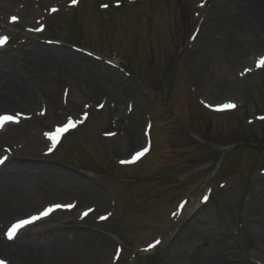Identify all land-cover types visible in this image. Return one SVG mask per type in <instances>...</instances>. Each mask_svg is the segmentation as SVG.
<instances>
[{
  "label": "rangeland",
  "instance_id": "1",
  "mask_svg": "<svg viewBox=\"0 0 264 264\" xmlns=\"http://www.w3.org/2000/svg\"><path fill=\"white\" fill-rule=\"evenodd\" d=\"M71 1L0 0V35L13 40L0 51V70L15 76L36 97L31 106L18 102L8 110L32 118L0 135V157L11 155L0 180L13 161L29 163L38 171H32L33 176L46 186L50 178L73 182L57 180L46 188L66 194L63 203H79L76 211L55 214L34 231L54 228L65 236L72 233L71 238H85L78 244L97 246L88 264H198V259L203 264L214 257L224 264H264V241L251 244L247 238L249 226L255 234L264 231V119L258 118L264 114V66H255L264 58L256 49L264 40L259 17L264 0H200V6L195 0H80L77 7L69 6ZM115 1L122 6L115 9ZM254 5L257 17L250 16L249 24H231L233 11ZM52 7L56 13L51 16ZM10 16L20 22L9 24ZM215 18L231 26L222 47H214L223 66L220 79L228 86L199 89L191 69L204 62L193 56L211 42L206 41L208 25ZM40 25L46 27L41 33ZM193 28L197 32L191 37ZM238 29L246 33L242 38ZM48 56L57 67L41 69L40 62L48 63ZM118 56L130 75L117 67ZM227 71L232 73L225 75ZM5 84L1 81L0 89ZM68 85L65 106L62 92ZM53 94L58 104L51 102ZM223 102L237 108L214 114L205 104ZM99 103L106 108L92 112L88 125L47 156L50 145L42 132L69 116L79 118L85 104ZM44 105L48 113L41 118ZM98 118L103 122L95 123ZM148 119L155 124L151 156L138 166L121 168L120 160L144 146ZM109 133L115 136L107 140L102 134ZM130 135H139V141L133 144ZM234 140L241 144L231 146ZM220 156L219 175L208 198L205 184L217 172ZM75 182L96 185L106 199L103 208L85 220L80 211L96 204L92 199L80 205L86 196ZM47 201L29 197L11 215L18 219L57 202ZM98 214L110 219L99 223ZM7 223L2 222L3 227ZM102 240L108 248L98 247ZM151 243L157 248L154 254L145 251ZM118 246L124 250L116 263ZM132 255L142 258L129 262Z\"/></svg>",
  "mask_w": 264,
  "mask_h": 264
},
{
  "label": "bare ground",
  "instance_id": "2",
  "mask_svg": "<svg viewBox=\"0 0 264 264\" xmlns=\"http://www.w3.org/2000/svg\"><path fill=\"white\" fill-rule=\"evenodd\" d=\"M264 4V1H263ZM262 5V3H261ZM262 8L264 7L261 6ZM256 8L257 5L250 7L249 10L245 9L241 12L233 11L234 21H231V24L234 26L235 21H242V25L244 23L249 24L252 21V16L254 18L256 16ZM260 19L264 24V9L259 15ZM209 31L210 35L207 37L206 41L211 39V42L207 43L205 47L202 48L199 52H196L193 58L201 59L203 64L197 65L193 64L191 69V75L193 81L197 84L199 89H205L209 86H214L219 90L224 89L228 86L226 80H221L220 76L223 72V66L220 65V62L217 60L216 56L218 50L216 51L214 47H222L223 45V35L229 34L231 26H225L221 21H218L216 18L211 20L209 23ZM237 34L242 38V35L246 33L244 31L237 30ZM221 36V38H219ZM245 43H250L249 37H243ZM215 45V46H214ZM257 50L264 52V40L258 41ZM34 53V52H33ZM61 52H58L60 55ZM255 53V52H254ZM57 54V55H58ZM53 56V55H51ZM30 57V56H29ZM46 60H49L48 63H41V69H45L49 67L51 69L56 68V63L50 60L48 56ZM28 60V59H27ZM51 61V62H50ZM65 62V61H63ZM238 69L234 70L236 73ZM43 71V70H41ZM232 72H226V74H231ZM215 76L219 77V80H215ZM230 77V76H229ZM6 80V84L0 89V109L4 111H8L9 108H12L11 105L16 104L18 102L23 103L25 105H32L36 99L34 95H31L30 91L26 88V86L20 83L19 80L15 78L13 75H9L0 70V82ZM232 86V85H231ZM223 97V96H222ZM52 103L58 104V97L53 94L50 98ZM92 118V117H91ZM91 118L86 122V125L90 122ZM103 122L102 118L96 119L95 123ZM83 126V127H84ZM9 126L5 127L8 128ZM4 128V129H5ZM3 129V130H4ZM2 130V131H3ZM0 131V133H2ZM79 131V130H77ZM24 131H20L19 134H23ZM72 133H68L63 140L61 141L59 147L54 152H58L62 146L64 145L66 138L70 136ZM139 135H130L129 140L136 144L139 141ZM153 149L148 157L151 156ZM145 160V159H144ZM143 161V160H142ZM141 161V162H142ZM140 162V163H141ZM139 163V164H140ZM138 164V165H139ZM137 166V165H136ZM32 171H37L34 166L29 163L23 162H14L8 166V168L4 171L3 177L0 180V224L1 222H12L13 216L11 215V210H18V203L23 200H26L29 197H35L36 200L45 199L47 202L58 201L62 202L65 200L66 194L58 192L57 194L51 193L50 189L46 188L47 186L55 185L58 181L69 182L68 180H61L59 178H55L46 183L37 180L36 177L33 176ZM38 172V171H37ZM39 174V173H38ZM70 181H75L71 179ZM55 182V183H52ZM58 184V183H57ZM76 184V182H75ZM61 185V184H60ZM72 185V184H71ZM76 189L81 190L83 193L82 196H86L83 198L82 203L80 205H85L89 203L92 199L96 204V210L100 211L103 208L104 203L106 202L103 191L94 185L90 187L89 185H84L81 182L76 184ZM68 197V196H67ZM37 206V205H36ZM33 206L29 210H32ZM36 208V207H35ZM25 213V212H23ZM29 214V213H28ZM19 216V214L17 215ZM10 220V221H9ZM1 228V227H0ZM30 229H24L21 232H28ZM33 234H27L24 236L18 243L16 239L12 243H8L4 238L1 237L0 231V257L5 256L8 260H11L14 264H88V260L93 259L92 252L97 254L96 247H92L89 249V245L78 244V241L81 239H85L83 237H75L71 238L72 233L67 234L66 236L61 231H54V228H47L41 231L32 232ZM248 242L253 244V242H261L264 241V231H259L258 233L252 232V226L248 227L247 233ZM18 237V235H17ZM98 243V242H97ZM100 248H108L109 244L106 241H100ZM198 264H202L200 259H198ZM203 264H224L223 260L220 258H210L204 260Z\"/></svg>",
  "mask_w": 264,
  "mask_h": 264
},
{
  "label": "snow or ice",
  "instance_id": "3",
  "mask_svg": "<svg viewBox=\"0 0 264 264\" xmlns=\"http://www.w3.org/2000/svg\"><path fill=\"white\" fill-rule=\"evenodd\" d=\"M73 4H75L77 2V0H72ZM53 11H55V9H53ZM15 19V18H14ZM4 43H6V38H4L3 40H0V46H2ZM260 63L264 64V58L261 59ZM226 107H229V108H232V107H235V105H227ZM261 119H264V117H261ZM8 121H12V122H15L14 121V117L12 116H2L0 117V127L3 126V123L4 122H8ZM69 126H72V122L69 121ZM66 131V128H62V129H59L58 132H57V135L56 136H53V135H49V139L50 140H53V141H56L58 139V136L61 132H64ZM142 155V153H138L137 154V157L136 158H139V156ZM0 163H3V160H0ZM62 207V205H55L54 207H49V208H46L44 210H42L38 215L36 216H33L31 217L30 219H27V220H21L19 221L18 223L14 224L8 231L7 235H8V238L9 239H12L13 236L15 235V233L25 227L26 225H29L43 217H47L50 215L51 212H53L55 209L57 208H60ZM63 207H67V208H71L73 207V205H67V206H63ZM88 213L85 212L84 215H87ZM157 243H159V241H157Z\"/></svg>",
  "mask_w": 264,
  "mask_h": 264
}]
</instances>
